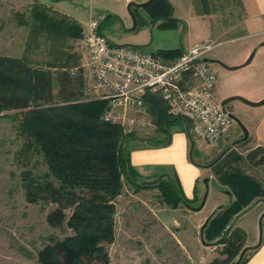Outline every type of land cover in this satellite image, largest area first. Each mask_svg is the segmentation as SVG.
Listing matches in <instances>:
<instances>
[{
  "label": "rangeland",
  "instance_id": "374dc122",
  "mask_svg": "<svg viewBox=\"0 0 264 264\" xmlns=\"http://www.w3.org/2000/svg\"><path fill=\"white\" fill-rule=\"evenodd\" d=\"M59 1L62 8L75 10L74 13L78 17H73L81 26L79 37L59 38L33 28L31 23H21L22 19H27V11L31 5L35 2L43 3V0H0V58H22L30 65L43 67H48L50 64H64L73 71L81 67L87 82H85L86 94L89 96L92 95L90 93L91 78L89 70L84 65L87 56L81 43L87 21L91 17L102 15L100 29L116 44L148 43L153 36V30L157 28V25L149 19L144 7H132V10H136L138 18L135 29H131L132 18L126 6L129 0ZM168 2L171 5L170 15L180 20V39L183 46L210 39L217 42L211 55H221L229 65L240 61L249 49L251 50L248 55L255 50V47H258L250 63L233 70L225 69L229 75L227 79L230 85L252 89L251 78L254 80L257 78V81L264 80L262 79L264 45H260L261 41H259L261 37H264V33L244 35L246 34L243 25L244 12L239 0H168ZM145 50L151 49L145 48ZM212 66L220 83L222 78L219 70H224L220 69L223 66L214 62ZM51 70L55 72L56 68L52 67ZM54 92H56L55 80ZM149 93L150 96L146 102V111L149 112L150 117L147 119L149 124L142 131H135L134 138H150L158 141L163 138L168 139L172 130L182 129L188 136V153L191 142L193 143L191 157L188 154L191 162L207 164L218 156L217 148L219 145L222 146L223 142L218 140L208 143L200 137L190 135L183 126L182 119L169 123L170 119L166 118L158 123L157 111L162 110L166 114L167 111L160 94ZM238 95L247 98L243 94ZM220 98V94H215L218 102ZM156 100L158 102L152 105V102ZM230 103L237 106L235 115L248 132L245 121L256 107L239 100H233ZM16 112L17 110L0 111V264H41L38 261L37 252L44 245L49 244L50 238L62 239L73 233L66 224L72 209L66 208L67 217L60 225L51 226L46 220V215L56 204L43 199L35 203L26 200L22 172L29 170L34 176H41L48 173L49 169L38 153L28 155L19 153L23 137L17 130ZM232 124L228 130L233 134V138H242L244 136L242 128L234 120ZM241 140L237 141L234 147L229 148L236 150L241 158L233 161L228 166L227 172L232 175L237 174L240 179H253L264 190V166H254L245 160L247 141ZM126 145L127 142L125 144L127 151ZM160 167L163 169L162 172H158L157 167L148 172L155 175L151 180L137 176L135 182L140 186L138 189L131 181L124 179L120 193L113 199L115 207L113 238L101 243L108 254V262L105 264H208L213 256L223 255V245L205 246L200 241L199 227L206 211L194 213L183 203L172 207L162 200L159 189L152 185V181L162 173L174 175L176 173L172 165ZM206 174L214 179L215 186L220 188L224 186L234 196L230 183H222L212 168ZM206 177L202 175L199 178L203 192L206 191ZM50 178L58 184L53 176L50 175ZM78 193L84 196L90 195L85 190ZM190 199H192L191 206L199 204L196 196ZM234 199L235 196L223 207L231 204ZM244 207L229 218L228 224L232 217ZM251 214L248 213L246 216L250 218ZM245 218V216L242 217L241 221ZM252 221H255L254 218ZM257 223L256 220V230ZM244 225L250 229L246 222ZM216 238L218 236L206 240ZM96 263L100 262L97 259L87 262V264Z\"/></svg>",
  "mask_w": 264,
  "mask_h": 264
},
{
  "label": "trees",
  "instance_id": "16d2710c",
  "mask_svg": "<svg viewBox=\"0 0 264 264\" xmlns=\"http://www.w3.org/2000/svg\"><path fill=\"white\" fill-rule=\"evenodd\" d=\"M143 7L157 27H174L180 22L170 15L168 0H153ZM27 12V19H22L21 23H31L33 28L47 35L77 38L81 34V26L73 16L45 3L35 2ZM133 12L137 19L136 10ZM180 51L181 47L158 50L165 57ZM52 67L56 68L55 72ZM85 82L81 67L73 71L64 64L43 67L30 65L22 58H0V111L17 110V130L23 137L19 153H38L49 169L41 176H34L29 170L22 172L26 200L35 203L43 199L56 204L46 215L51 226L60 225L67 217L66 208L72 209L66 224L73 233L62 239L50 238L49 244L37 252L41 264H87L91 259L100 262L96 264L107 263L108 254L101 243L113 238V199L120 193L124 179L140 188L135 182L138 174L130 166L125 150L127 140L134 138V133L127 134L120 124L101 120L107 100L86 94ZM149 96L147 92L145 102ZM167 117L165 111H157L158 123ZM173 118L169 123L181 119ZM239 158L236 150L229 149L212 166L222 183H230L235 199L228 206L220 207L204 227V239L218 236L214 243L223 244V257H214L208 264H243L257 248L246 251L237 261L246 245V231L230 226L228 220L255 196H264V190L253 179H240L237 174L227 172L228 166ZM244 158L254 166H264V145L249 149ZM152 185L159 189L162 200L168 205L191 206L192 199L182 192L176 174L157 178ZM82 190L90 195H80L78 191Z\"/></svg>",
  "mask_w": 264,
  "mask_h": 264
},
{
  "label": "built area",
  "instance_id": "2783aa9c",
  "mask_svg": "<svg viewBox=\"0 0 264 264\" xmlns=\"http://www.w3.org/2000/svg\"><path fill=\"white\" fill-rule=\"evenodd\" d=\"M102 15L85 24L81 43L90 72V97L104 98L103 121L118 123L127 134L145 129L147 92H158L169 117L183 120L190 135L218 141L232 118L215 99L218 82L211 57L217 42L201 40L165 57L158 50L116 44L99 30ZM89 95V94H88Z\"/></svg>",
  "mask_w": 264,
  "mask_h": 264
},
{
  "label": "crops",
  "instance_id": "0c3cea01",
  "mask_svg": "<svg viewBox=\"0 0 264 264\" xmlns=\"http://www.w3.org/2000/svg\"><path fill=\"white\" fill-rule=\"evenodd\" d=\"M130 1V0H129ZM243 12H244V19L243 25L246 30V34L244 35H254V34H262L264 33V0H239ZM47 6H50L53 9L59 10L63 13L68 15L74 16L77 18L78 16L74 13L75 10H66L62 8V4L59 0H43ZM180 23H178L174 27H157L153 30V36L148 43H141V44H132L137 46H144L145 48H149L151 50H159V49H175L181 47L185 49L189 47L183 46L181 44L180 39V32L181 28H179ZM261 41L260 45H264V37L259 39ZM191 45V44H190ZM258 47H255L254 55ZM251 50V49H249ZM249 50L243 55L237 63L234 65H238L243 63L249 56ZM254 55L251 61L254 58ZM211 58L219 59L223 63L229 65V63L219 54H212ZM250 61V62H251ZM249 62V63H250ZM220 65V64H219ZM224 70H219L221 74L222 81L218 79V83L215 88V94H220L222 100L223 98L230 96V95H238L243 94L247 98L257 101L264 98V80L257 81L251 78L250 84H252V89L246 87H236L232 86L228 82V72L225 70L226 68H220ZM253 79V80H252ZM264 79V76H262ZM87 83V82H86ZM86 93V89H85ZM232 109L231 111L235 113V110L238 109L237 106L233 105L232 103L228 104ZM256 108L252 110L250 114H252L248 119L245 121L247 123L248 128V136L246 139H242L241 141L246 142V149L247 152L249 149L257 146V145H264V104L255 106ZM166 116H168L166 114ZM146 118L149 119V112L146 113ZM170 119V117H167ZM171 119H174L173 117ZM170 119V120H171ZM177 123H175L176 125ZM174 125V126H175ZM233 124L231 123L228 127L231 128ZM185 127V125H183ZM228 128L224 131L223 135L219 139L220 142H223V145L217 148L218 156L214 158L211 162L204 164L202 162H191L188 159V136L186 132L182 129L172 130L169 134V138L165 143H157L150 138L142 139V138H132L127 141V153L129 157L130 166L137 172L138 176L143 179H153L155 177L154 174L148 173L152 168L157 167L158 172H162L160 166L163 165H172L174 167V171L177 175L178 181L180 183V187L182 192L188 198H192L194 196L199 199V204L203 200L204 195L206 194V198L204 200L203 206L195 210L190 206L184 204L186 207L190 208L194 213H203L206 211L205 217L203 222L200 224L199 227V238L202 244L205 246H220L223 245L222 243H214L215 240H206L203 242L201 235H200V228L202 224L209 218H211L219 209L220 207L224 206L230 200L233 199V195L230 193L228 189H226L223 185V188L219 186H215L213 184V180L209 174H206L207 171H210L213 164L220 159L225 152L230 148L234 147V144L237 143L241 138L235 139L233 138V134L228 130ZM186 129V128H185ZM234 132V131H233ZM128 146H130L128 148ZM190 156V154H189ZM191 157V156H190ZM203 158V157H202ZM205 175L207 176L206 181V191L203 192L202 186L199 184V178ZM218 184V182H217ZM199 192L201 194H199ZM221 196L219 197V195ZM199 204L197 206H199ZM193 206V207H197ZM264 212V196H255L242 211L235 214L230 221V226H239L242 227L246 231V245H253L258 242L259 240V218L261 213ZM248 213H252L250 218L246 215ZM246 217L245 220L241 221L242 217ZM254 218L255 221H252ZM257 220V230L255 229V222ZM244 222L250 229L244 225ZM202 236L204 238V229L202 232ZM214 257H223V255H216ZM210 261V260H209ZM243 264H264V218H262V240L259 246L252 250L249 258Z\"/></svg>",
  "mask_w": 264,
  "mask_h": 264
},
{
  "label": "water",
  "instance_id": "95a60500",
  "mask_svg": "<svg viewBox=\"0 0 264 264\" xmlns=\"http://www.w3.org/2000/svg\"><path fill=\"white\" fill-rule=\"evenodd\" d=\"M151 1L153 0H144V1H135V0H130L127 2L126 6H127V9L131 15V18H132V25H131V29H135L136 27V17L134 15V12L132 10V7H143L145 5H147L148 3H150ZM254 55V52L252 51L248 58L241 64H238V65H227L225 63H223L221 60L219 59H215V58H211V57H207V58H204L206 61H209L211 63H218L220 65H222L223 67L227 68V69H230V70H233V69H237L241 66H244L246 64H248L252 57ZM233 100H239L241 102H244V103H247V104H250V105H253V106H259V105H262L264 104V98L260 99V100H257V101H254V100H250V99H247L241 95H230V96H227L225 98H223L222 100H220V104L221 106L223 107L224 111L228 114V116H230L232 118V120H234L236 123L239 124V126L242 128L243 132H244V136L241 138V139H245L247 136H248V132L246 130V128L242 125V123L240 122L239 118L231 111L227 108V105L233 101ZM192 148H193V143L191 142V147H190V156H191V153H192ZM164 175H168V173H162L158 176V179H161ZM207 181V178H205V182ZM206 198V194L204 195L203 197V200L201 201V203L199 204V206L197 207H193V206H190L191 208L195 209V210H198L200 209L203 204H204V200ZM262 218H264V212L261 213L260 215V218H259V240L257 243L253 244V245H245L239 256H238V259L237 261H240V259L243 257V255L245 254L246 251L250 250V249H254L256 247L259 246V244L261 243V240H262ZM209 218L202 224L201 228H200V235H201V238L204 241V238L202 236V232H203V229L205 227V225L207 224Z\"/></svg>",
  "mask_w": 264,
  "mask_h": 264
},
{
  "label": "flooded vegetation",
  "instance_id": "af4514ba",
  "mask_svg": "<svg viewBox=\"0 0 264 264\" xmlns=\"http://www.w3.org/2000/svg\"><path fill=\"white\" fill-rule=\"evenodd\" d=\"M227 108L229 109V110H231L232 108L229 106V105H227Z\"/></svg>",
  "mask_w": 264,
  "mask_h": 264
}]
</instances>
